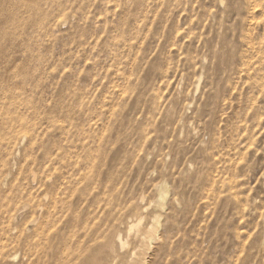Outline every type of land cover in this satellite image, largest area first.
<instances>
[{
  "label": "rangeland",
  "instance_id": "rangeland-1",
  "mask_svg": "<svg viewBox=\"0 0 264 264\" xmlns=\"http://www.w3.org/2000/svg\"><path fill=\"white\" fill-rule=\"evenodd\" d=\"M0 264H264V0H0Z\"/></svg>",
  "mask_w": 264,
  "mask_h": 264
},
{
  "label": "bare ground",
  "instance_id": "bare-ground-1",
  "mask_svg": "<svg viewBox=\"0 0 264 264\" xmlns=\"http://www.w3.org/2000/svg\"><path fill=\"white\" fill-rule=\"evenodd\" d=\"M23 8V7H22Z\"/></svg>",
  "mask_w": 264,
  "mask_h": 264
}]
</instances>
